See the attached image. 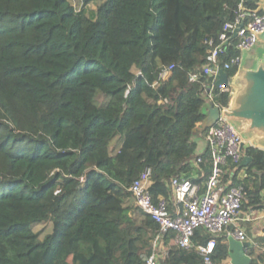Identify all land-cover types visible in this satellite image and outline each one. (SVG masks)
<instances>
[{
    "label": "trees",
    "instance_id": "obj_1",
    "mask_svg": "<svg viewBox=\"0 0 264 264\" xmlns=\"http://www.w3.org/2000/svg\"><path fill=\"white\" fill-rule=\"evenodd\" d=\"M94 1L0 0V264H144L158 226L129 205L132 182L150 168L154 200L170 202L171 178L211 173L204 94L226 106L230 88L210 89L201 68L256 0ZM227 34L220 66L239 54ZM244 153L220 183L264 210V150ZM211 239L206 263L196 246ZM226 240L198 228L183 248L166 233L155 264H223ZM247 253L264 263V235Z\"/></svg>",
    "mask_w": 264,
    "mask_h": 264
},
{
    "label": "built area",
    "instance_id": "obj_2",
    "mask_svg": "<svg viewBox=\"0 0 264 264\" xmlns=\"http://www.w3.org/2000/svg\"><path fill=\"white\" fill-rule=\"evenodd\" d=\"M241 22L243 26L235 35L237 38L235 47L239 54L220 66L219 54L223 52L224 43L228 42L227 32L233 34V30L239 27ZM263 30L264 14L253 10L239 13L233 22L224 25L219 36L220 44L213 49L208 56V63L201 68V73L212 78L210 89L225 87L215 84L217 69L221 67L229 71L233 67L237 68L241 51L252 50L257 43L256 33ZM204 95L205 98L212 100L210 91ZM219 107L221 110L222 106ZM204 139L209 147L212 170L202 185L190 179L173 177L169 181L172 191L170 202L163 197L154 200L148 189L151 169L146 168L129 187L134 205L148 214L158 226V233L153 241V252L145 259L144 264L156 263L160 256L157 246L159 247L164 234L169 232L174 233V243L183 248L192 246V238L198 228H203L212 235L226 232L236 240H249L246 232L237 225L245 200L244 187L240 184L226 186L220 183L221 174L228 162L238 164L241 161L246 143L234 126L222 117L207 129ZM200 160L201 158L197 157L195 165ZM214 244L215 241L211 239L206 245L196 246L197 252L206 263H209Z\"/></svg>",
    "mask_w": 264,
    "mask_h": 264
},
{
    "label": "water",
    "instance_id": "obj_3",
    "mask_svg": "<svg viewBox=\"0 0 264 264\" xmlns=\"http://www.w3.org/2000/svg\"><path fill=\"white\" fill-rule=\"evenodd\" d=\"M253 11L264 14V0H256ZM242 26L243 22L233 30V36ZM256 39V45L259 43L264 46V30L256 33ZM226 44L227 42L224 43ZM248 52L241 51L240 62L231 77L223 68L217 69L215 84L229 86V102L220 110L219 105L214 104L210 98H205L202 109L204 118L197 130L201 134L222 117L234 126L244 141L250 142V146L264 150V52L258 57L250 56ZM250 58L253 59V65L246 67V61ZM250 160L244 153L235 169L245 167ZM258 234L261 235V231ZM226 241L228 258L223 264L252 263V257L247 253V249L252 246L251 240L239 241L227 235Z\"/></svg>",
    "mask_w": 264,
    "mask_h": 264
},
{
    "label": "crops",
    "instance_id": "obj_4",
    "mask_svg": "<svg viewBox=\"0 0 264 264\" xmlns=\"http://www.w3.org/2000/svg\"><path fill=\"white\" fill-rule=\"evenodd\" d=\"M263 52L264 46L258 43L248 53L250 56L258 57ZM252 65L253 59H247L245 66L249 67ZM245 143L246 146L250 144L249 141H245ZM237 225L246 232L247 236L249 237V240L251 241L253 240V238H255V236L264 235V210L242 209L240 219L238 220ZM258 231H261L262 234H258ZM158 253L160 254V256L164 254V246L162 243H160L158 247Z\"/></svg>",
    "mask_w": 264,
    "mask_h": 264
},
{
    "label": "rangeland",
    "instance_id": "obj_5",
    "mask_svg": "<svg viewBox=\"0 0 264 264\" xmlns=\"http://www.w3.org/2000/svg\"><path fill=\"white\" fill-rule=\"evenodd\" d=\"M71 1H72V3H73L74 5H78L80 0H71ZM99 1H100V0H95L94 2L90 3V4H89V9H93V8H95V7H96L95 5H96ZM198 140H199V139H198ZM199 144H201V143L199 142ZM129 205H131V206H133V207L135 206L133 200H131V202L129 203ZM40 229L46 231L47 229H49V227H48L47 224H46V225H37V226L35 227V230H40ZM157 250H158V246H157Z\"/></svg>",
    "mask_w": 264,
    "mask_h": 264
}]
</instances>
